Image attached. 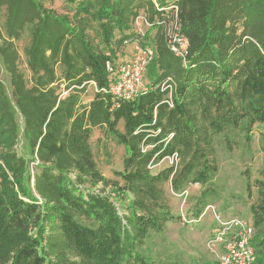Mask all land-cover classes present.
I'll list each match as a JSON object with an SVG mask.
<instances>
[{"label": "trees", "instance_id": "trees-1", "mask_svg": "<svg viewBox=\"0 0 264 264\" xmlns=\"http://www.w3.org/2000/svg\"><path fill=\"white\" fill-rule=\"evenodd\" d=\"M45 1L0 0V264H158L146 240L180 218L165 185H201L200 217L219 171L214 136L235 130L249 144L264 124V0H67L73 16ZM173 6L186 64L157 25ZM142 11L144 34L133 30ZM26 34L29 77L17 45ZM128 42L157 51L148 90L131 101L103 91ZM95 128L125 149L119 180L100 171ZM167 159L175 164L152 171ZM256 184L253 246L264 264V180Z\"/></svg>", "mask_w": 264, "mask_h": 264}, {"label": "rangeland", "instance_id": "rangeland-1", "mask_svg": "<svg viewBox=\"0 0 264 264\" xmlns=\"http://www.w3.org/2000/svg\"><path fill=\"white\" fill-rule=\"evenodd\" d=\"M45 4L58 14L70 16L74 14L75 5L67 0H47ZM4 21L5 10L2 9L0 10V28ZM150 28L147 24V16L142 11L133 25V30L144 34ZM156 32L154 28L149 37L144 40L150 42ZM90 35L95 36L92 31ZM94 40L95 44L99 43L98 38ZM29 41L26 34L23 40L17 43L21 55L20 69L27 77L30 73L26 66L24 48L28 46ZM135 45L136 42L134 44L128 42L119 50L115 58L118 65L128 63L133 57ZM145 80L150 82L148 74ZM95 92V86L91 85L86 101H90ZM119 129L123 130L122 123ZM90 142L102 175L108 179L119 180L115 172L123 170L124 147L117 144L102 128L93 130ZM214 146L219 171L214 182L210 184L214 192L209 197V205L200 217H195L194 213L202 192L201 185L193 184L183 193H175L170 184L165 185L171 211L180 218L168 223L162 235L152 233L146 240L144 251L149 259L158 264H218L221 249L213 250L208 247V240L213 232L233 219L254 223L251 207L259 201L256 182L264 180V124L254 126L253 139L249 144L244 139L243 133L231 130L226 134L214 136ZM174 162L172 159L164 160L153 166L152 171L157 173L172 166ZM255 229L256 235L262 231L259 228Z\"/></svg>", "mask_w": 264, "mask_h": 264}, {"label": "built area", "instance_id": "built-area-1", "mask_svg": "<svg viewBox=\"0 0 264 264\" xmlns=\"http://www.w3.org/2000/svg\"><path fill=\"white\" fill-rule=\"evenodd\" d=\"M173 14L170 18L157 20L162 26L168 48L178 57L187 62L189 54V40L182 33L178 17V6L171 7ZM149 26H152L147 22ZM156 49L151 45L136 42L133 57L128 63L114 68L108 65L111 73L110 87L104 92L110 93L113 98L134 100L138 95L148 90L145 80L147 69L156 57ZM163 88H168V86ZM172 89L171 87H169ZM256 235L254 224L242 219H233L228 224L218 227L208 240L210 249H221L218 264H256L257 253L253 246Z\"/></svg>", "mask_w": 264, "mask_h": 264}, {"label": "crops", "instance_id": "crops-1", "mask_svg": "<svg viewBox=\"0 0 264 264\" xmlns=\"http://www.w3.org/2000/svg\"><path fill=\"white\" fill-rule=\"evenodd\" d=\"M134 44V43H133Z\"/></svg>", "mask_w": 264, "mask_h": 264}]
</instances>
